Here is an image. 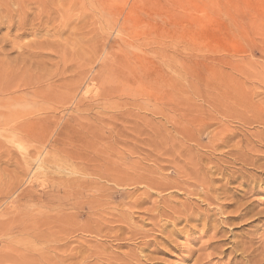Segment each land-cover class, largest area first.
I'll list each match as a JSON object with an SVG mask.
<instances>
[{
  "label": "rangeland",
  "instance_id": "374dc122",
  "mask_svg": "<svg viewBox=\"0 0 264 264\" xmlns=\"http://www.w3.org/2000/svg\"><path fill=\"white\" fill-rule=\"evenodd\" d=\"M0 20L2 82L29 84L0 101L29 126L0 128V264H264V0H7ZM83 70L82 107L39 97Z\"/></svg>",
  "mask_w": 264,
  "mask_h": 264
},
{
  "label": "bare ground",
  "instance_id": "6f19581e",
  "mask_svg": "<svg viewBox=\"0 0 264 264\" xmlns=\"http://www.w3.org/2000/svg\"><path fill=\"white\" fill-rule=\"evenodd\" d=\"M38 1V0H37ZM45 1V0H44ZM71 1V0H70ZM11 2V1H10ZM9 2V3H10ZM74 2V1H73ZM63 3V2H62ZM81 3H82V1H81ZM7 4V0H1V2H0V7L2 6V5H6ZM75 4H77V2L75 3ZM74 4V5H75ZM146 4V3H145ZM41 5V4H40ZM18 6V5H17ZM83 6H84V3H83ZM8 7V9H9V7H11V5L10 6H7ZM6 7V8H7ZM28 7V6H27ZM61 7H62V5H61ZM79 7V6H78ZM88 7V6H87ZM12 8V7H11ZM45 8V7H44ZM64 8V7H63ZM66 8H68V6L66 7ZM72 8V7H71ZM83 8V7H82ZM135 8V7H134ZM16 9V8H15ZM19 9V8H18ZM48 9V8H47ZM2 10V9H1ZM14 10V9H13ZM38 10V9H37ZM41 10V9H40ZM83 10V9H82ZM4 11H6V10H4ZM15 11V10H14ZM16 11H18V10H16ZM27 11V10H26ZM85 11V10H84ZM132 11V10H131ZM131 11L129 12V13H131ZM42 12V11H41ZM86 12V11H85ZM8 13V12H7ZM14 13V12H13ZM21 13V12H20ZM89 13V12H88ZM138 13V12H137ZM132 14V13H131ZM31 15V14H30ZM34 15V14H33ZM70 15V14H69ZM73 15H74V13H73ZM52 16V15H51ZM126 16V15H125ZM131 16H134L133 14L131 15ZM9 17V16H8ZM18 17H19V14H18ZM36 17V16H35ZM14 18V17H13ZM30 18V17H29ZM15 19H17V18H15ZM19 19V18H18ZM33 19H34V17H33ZM33 19H29L30 21L32 20L33 21ZM41 19V18H40ZM95 19V18H94ZM3 20V19H2ZM2 20H0V29L1 28H3V26H5L6 27V29H7V32L10 30V28H11V26H10V18H9V20L6 22V23H4ZM22 20V19H21ZM45 20V19H44ZM128 18H124L123 19V22L119 25V30H124L126 27V24L128 23ZM12 21V20H11ZM16 21V20H15ZM32 21H31V23L30 24H32ZM38 21H40V20H38ZM50 21V20H49ZM19 22V21H18ZM36 22V21H35ZM85 22V21H84ZM37 23V22H36ZM44 23V22H43ZM34 24V23H33ZM12 25V24H11ZM28 25V24H27ZM130 25V24H129ZM37 26V25H36ZM35 26V27H36ZM84 26V25H83ZM15 27V26H14ZM128 27V26H127ZM16 28H17V26H16ZM61 28V27H60ZM85 28V27H84ZM133 28V27H132ZM12 29V28H11ZM31 29V28H30ZM14 30H15V28H14ZM18 32H20L21 33V31L23 30L22 28H18V29H16ZM37 30H39V29H37ZM57 30V29H56ZM125 30H128V29H125ZM124 30V31H125ZM24 31V30H23ZM24 32H26V31H24ZM30 32V31H29ZM35 32V31H34ZM119 32V31H118ZM120 33V32H119ZM132 33V32H131ZM24 34V33H23ZM128 34H130V33H128ZM3 36V35H2ZM5 36V35H4ZM1 38V37H0ZM4 38V37H3ZM6 38V37H5ZM135 38V37H134ZM11 38H9V39H7V40H10ZM133 39V38H132ZM7 40L6 39H0V56L1 57H3V60L1 61V64H3V66H5L6 64H9V54H10V51H12L11 49L10 50H8L7 48H8V45H7ZM13 40V39H12ZM44 41V40H43ZM10 42V41H9ZM140 42V41H139ZM15 43V42H14ZM9 44V43H8ZM10 44H11V42H10ZM12 44H13V42H12ZM29 44V43H28ZM37 44H39L40 45V43H37ZM136 44V43H135ZM16 45V44H15ZM48 45V44H47ZM13 46V49H14V45H12ZM22 46H24V45H22ZM20 47V46H19ZM27 47H28V45H27ZM41 47V46H40ZM36 48H37V46H36ZM35 48V49H36ZM33 49V48H32ZM43 49V48H42ZM48 49H50V48H48ZM16 50V49H15ZM19 50H21V49H19ZM22 51H23V49H22ZM15 52H17V51H15ZM24 54H25V52L23 53V52H18V55H17V57H16V59H21V58H23L24 57ZM28 54V53H27ZM44 54V53H43ZM31 55V54H30ZM29 55V56H30ZM39 56V55H38ZM44 56V55H43ZM146 56V55H145ZM1 57H0V60H1ZM32 57H34V56H32ZM42 57V56H41ZM30 58V57H29ZM14 59V58H13ZM26 59V58H25ZM30 60V59H29ZM39 60V59H38ZM22 62L24 61V60H21ZM33 61V60H32ZM31 61V62H32ZM35 61H37V60H35ZM40 62V61H39ZM38 62V63H39ZM4 63H6L5 65H4ZM21 63V62H20ZM29 63V62H28ZM33 63H35V62H33ZM37 63V62H36ZM42 64V63H41ZM29 65V64H28ZM43 65V64H42ZM2 66V65H1ZM1 66H0V68H1ZM2 66V67H3ZM7 66V65H6ZM30 66V65H29ZM8 67V66H7ZM6 67V68H7ZM38 67H40V66H38ZM9 68V67H8ZM46 68V67H45ZM132 68V67H131ZM16 69V68H15ZM2 70L3 71H5V70H7V69H3L2 68ZM0 71V72H2L3 73V71ZM20 70V69H19ZM43 70H44V68H43ZM7 71H10V69L9 70H7ZM12 71V70H11ZM11 71H10V73H11ZM13 72V71H12ZM2 73H0V101L1 102H3V103H5V104H9V105H11V104H15V103H17V102H19L22 98H25V95H28V87H29V84H27V83H23V84H21V85H18V86H15V85H10V84H8V83H5V82H2V78L3 77H1V75H2ZM8 73V72H7ZM6 72H5V78H6V74H7ZM64 73V72H63ZM90 74V71L89 70H83V72H82V74H77V76H76V74H75V76L78 78V79H76V80H67V82L64 80V82H66L67 84L65 85L66 87H65V92L64 93H60L59 95H57V96H55V94H56V92L54 91V96L53 97H51L50 95H40L39 97L40 98H46V97H49V98H53V100L52 101H54V103H58V104H61L62 106H64V105H67V104H78L79 106H83L84 105V102L82 101V102H80V101H78V103H77V101H76V97L78 96H76V91L77 90H79L80 89V85L82 86V85H84V83H85V88H84V90H83V94L86 96V94H88V92H90V91H88V87H89V83H93V81H94V79H93V81L92 80H90V78H89V75ZM136 74V73H135ZM135 74H133L132 76H133V78L135 77ZM13 75V74H12ZM99 75V74H98ZM8 76V75H7ZM11 76V75H10ZM9 76V77H10ZM58 76V75H57ZM74 76V75H73ZM18 77V76H17ZM8 78V77H7ZM117 78H118V76H117ZM73 79V78H72ZM139 79V78H138ZM98 81L100 82V85L103 87V95H100V97H101V100H103V104H102V106L100 105V107H104L106 104H109V105H117V103H114V102H111V103H109V98H111L112 96L110 95L112 92H114L115 90H108V89H105L104 88V81L102 80V78H99L98 79ZM88 82V83H87ZM108 82V81H107ZM137 81H136V79H135V81H134V83H136ZM116 84H118V83H116ZM92 86V85H91ZM91 86L89 87V88H91ZM110 86H111V84H110ZM107 87V86H106ZM82 88V87H81ZM28 90V91H27ZM81 90V89H80ZM60 92V91H59ZM31 93H32V91H31ZM81 94V93H80ZM113 94V93H112ZM84 95L82 96L83 98H84ZM89 96V95H88ZM88 96H86V98L88 97ZM35 97V96H34ZM39 97H37V98H39ZM115 97V96H114ZM95 98H97V97H95ZM87 99H89V98H87ZM99 99V98H98ZM25 100V99H24ZM95 100V99H94ZM134 100V99H133ZM35 101V100H34ZM86 101H88L87 103H89L90 102V100H86ZM93 101V100H92ZM91 101V102H92ZM39 102V101H38ZM90 102V103H91ZM124 103V102H123ZM129 103V102H128ZM33 104V103H32ZM93 104V103H92ZM120 104V103H119ZM41 105V104H40ZM78 105H77V107H78ZM15 106V105H14ZM81 106V107H82ZM87 106H89V104H87ZM93 106V105H92ZM121 106V105H120ZM74 107H75V105H74ZM85 107V106H84ZM90 107H91V105H90ZM98 107H99V105H98ZM93 108H95V107H93ZM7 109V108H6ZM5 108H3V110H6ZM73 109V108H72ZM17 111V110H16ZM83 111H85L84 109H83ZM88 111V110H87ZM127 114V113H126ZM130 114V113H129ZM35 115V114H34ZM39 115V114H38ZM25 116V115H24ZM55 116H56V114H55ZM22 117V116H21ZM42 117H45V116H42ZM48 117V116H47ZM20 117H17V116H15L12 112H5V113H2V114H0V128H4V127H7L8 128V126H10V125H12L11 126V128H14V130L13 131H21L22 129H24V128H27V129H29L28 127H26V126H21V124H20V122L18 123L17 121H20V120H18ZM41 118V117H40ZM52 118V117H51ZM50 118V119H51ZM74 118V117H73ZM84 118V117H83ZM33 119H34V116H33ZM42 119H44V118H42ZM47 119V118H46ZM55 119V118H54ZM53 119V120H54ZM57 119H59V118H57V116H56V119L55 120H57ZM61 119V118H60ZM69 119V118H68ZM25 120V119H24ZM30 120V119H29ZM35 120V119H34ZM52 120V119H51ZM62 120V119H61ZM73 120V119H72ZM75 120V119H74ZM31 121V120H30ZM47 121V120H46ZM45 121V122H46ZM48 121L50 122V120H49V118H48ZM47 121V122H48ZM103 121V120H102ZM101 121V122H102ZM263 121V120H262ZM37 122H40V123H43L42 122V120L41 121H37ZM36 122V120L33 122V121H31V123L29 122V124L28 125H30V126H33L34 124H36L37 123ZM49 122H48V126L50 127L51 125H49ZM53 121H51L50 123H52ZM59 122V121H58ZM65 122V120H63V123ZM74 122V121H73ZM76 122V121H75ZM26 123H28V121H26ZM62 123V122H61ZM66 123H67V120H66ZM71 123H72V121H71ZM45 124H47V123H45ZM44 124V125H45ZM77 124V123H76ZM37 125V124H36ZM38 125H43V124H39L38 123ZM63 125H65L66 126V124H63ZM69 127H71V125H68ZM34 127V126H33ZM42 127V126H41ZM40 127V128H41ZM45 127V126H44ZM49 127H47L46 126V128H49ZM59 127V126H58ZM57 127V128H58ZM64 127V126H63ZM63 127H61V128H63ZM73 127V126H72ZM36 128H37V126H36ZM43 128V127H42ZM42 128H41V130H42ZM60 128V129H61ZM31 129V128H30ZM39 129V128H38ZM53 129V128H52ZM64 129H69L68 127H66V128H64ZM33 130H37V129H33ZM41 130H40V132H39V130L37 131V132H39L38 134H40L41 133ZM44 130V129H43ZM49 130V129H48ZM57 130V129H56ZM55 130V132L57 133V131ZM62 130V132L61 133H63V129H61ZM61 130H59V131H61ZM71 130H73V129H71ZM8 131V130H7ZM25 131V130H24ZM28 131V130H27ZM45 131V130H44ZM43 131V132H44ZM53 131H54V129H53ZM52 131V132H53ZM66 131V130H65ZM64 131V132H65ZM70 131V130H69ZM68 131V132H69ZM11 131H9V133H10ZM22 132V131H21ZM42 132V134H44L45 135V132L43 133ZM67 132V131H66ZM17 133V132H16ZM15 133V134H16ZM20 133V132H19ZM22 133H24V132H22ZM31 133V132H30ZM30 133H28V134H30ZM14 134V133H13ZM27 133H26V135H28ZM37 134V135H38ZM55 134V133H54ZM162 134V133H161ZM169 134V133H168ZM185 134H186V132H185ZM190 134V133H189ZM7 135V134H6ZM11 135V134H10ZM22 135V134H21ZM25 135V134H24ZM25 135V136H26ZM62 135V134H61ZM60 135V136H61ZM63 135H65V134H63ZM191 135V134H190ZM39 136H41V134L39 135ZM39 136H37V137H39ZM57 136H59L58 134H57ZM187 136H188V134H187ZM5 137V136H4ZM28 137V136H27ZM30 137V136H29ZM28 137V138H29ZM34 137H36V136H34ZM44 137V136H43ZM42 137V138H43ZM63 137V136H62ZM7 138V137H6ZM5 138V139H6ZM9 138V137H8ZM28 138H25V139H28ZM32 138V137H31ZM60 138V137H59ZM58 138V139H59ZM63 138H65V136L63 137ZM98 138V137H97ZM169 138V137H168ZM187 138V137H186ZM24 139V138H23ZM34 139V138H33ZM39 139V138H38ZM37 139V140H38ZM55 139V138H54ZM62 139V138H61ZM192 139H193V137H192ZM0 140H2V139H0ZM22 140V139H21ZM41 140V139H40ZM3 141V140H2ZM14 141V140H13ZM13 141H11V142H13ZM39 141V140H38ZM60 141H62V140H60ZM94 141V140H93ZM7 143V142H6ZM57 143V142H56ZM60 143H63V142H60ZM196 143V142H195ZM11 144V143H10ZM54 144V143H53ZM196 144H198V143H196ZM57 145H58V143H57ZM60 145V144H59ZM55 146H56V144H55ZM55 146L53 145L52 147L53 148H55ZM198 146V145H197ZM51 147V148H52ZM157 147V146H156ZM58 148V147H57ZM166 148V147H165ZM171 150V149H170ZM51 151V150H50ZM166 151V150H165ZM52 152V151H51ZM171 152V151H170ZM12 154V153H11ZM168 154V153H167ZM169 155V154H168ZM197 155V154H196ZM27 156H29V154L27 155ZM167 156V155H166ZM29 157H31V156H29ZM29 157H26L25 156V158H26V161H28L27 160V158H29ZM41 157V156H40ZM25 158H22V159H24L25 160ZM32 158H34V157H31V159ZM35 158H38V156L37 157H35ZM171 158V157H170ZM23 160V161H24ZM42 160H44V159H42ZM172 160V159H171ZM177 160V159H176ZM25 161V162H26ZM33 161V160H32ZM32 161H28V163L30 164ZM34 161H35V159H34ZM36 162V161H35ZM39 162V161H38ZM27 163V164H28ZM22 164H23V162H22ZM25 164V163H24ZM33 164V163H32ZM107 164V163H106ZM39 165V167H40V165H42V164H38ZM38 165H37V167H38ZM25 166H27L26 164H25ZM24 167V166H23ZM28 167V166H27ZM26 167V168H27ZM38 167V168H39ZM94 167V166H93ZM25 168V167H24ZM29 168H30V166H29ZM86 171H85V174H87V173H89L90 172V168L87 166L86 167V169H85ZM107 170H109V169H107ZM107 170H105V171H107ZM197 170V169H196ZM111 172H114L113 170H110ZM110 171H108V172H110ZM107 172V173H108ZM110 172V174H112ZM103 173V172H102ZM114 173H120V172H114ZM122 173V172H121ZM120 173V174H121ZM201 173V172H200ZM123 174V173H122ZM202 174V173H201ZM107 175H109V173L107 174ZM107 175H106V177H107ZM112 176H114L115 178L116 177H118V176H120V175H118V176H116V175H113L112 174ZM124 176V175H123ZM106 177L104 178V179H106ZM114 177H111L110 178V175H109V177H108V180L109 179H113ZM103 178V177H102ZM119 178H121V176L120 177H118V181H119ZM107 180V181H108ZM195 180H196V178H195ZM194 180V181H195ZM113 181V180H112ZM120 181H122V180H120ZM191 181V180H190ZM114 182V181H113ZM135 183V182H134ZM179 183V182H178ZM118 184V183H117ZM195 184V183H194ZM203 184V183H202ZM202 184H199V185H201L200 187H201V192H202ZM208 184V183H207ZM130 185V184H129ZM179 185V184H178ZM180 186V185H179ZM190 186V185H189ZM189 186L187 187V189L189 188ZM190 187H192V185L190 186ZM194 187V186H193ZM192 187V188H193ZM203 187H205L204 185H203ZM180 188H182V187H180ZM191 188V189H192ZM184 189V188H183ZM186 189V188H185ZM193 191V190H192ZM192 191H191V193H192ZM205 191V190H204ZM187 192V191H186ZM189 193V192H188ZM187 193V194H188ZM190 194V193H189ZM194 195H195V193H194ZM31 196V195H30ZM29 198V197H28ZM242 249V248H241ZM251 249V248H250ZM247 250V249H246ZM241 251V250H240ZM243 251V250H242ZM248 251H249V249H248ZM248 251H245V252H247V253H250V252H248ZM244 252V251H243ZM246 254V253H245ZM244 254V256H246ZM243 255V254H242ZM212 256V255H211ZM251 256H252V254H251ZM248 257V256H247ZM203 259V258H202ZM206 259V258H205ZM204 261V260H203ZM208 261V260H207ZM197 262V261H196ZM256 262V261H255ZM206 263V262H205ZM204 263V264H205ZM247 263V262H246ZM196 264H203V262H197ZM257 264V263H256Z\"/></svg>",
  "mask_w": 264,
  "mask_h": 264
}]
</instances>
